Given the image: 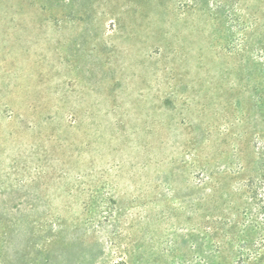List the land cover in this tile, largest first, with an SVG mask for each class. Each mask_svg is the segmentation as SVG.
Returning <instances> with one entry per match:
<instances>
[{
  "label": "rangeland",
  "instance_id": "obj_1",
  "mask_svg": "<svg viewBox=\"0 0 264 264\" xmlns=\"http://www.w3.org/2000/svg\"><path fill=\"white\" fill-rule=\"evenodd\" d=\"M263 182L264 0H0V264H263Z\"/></svg>",
  "mask_w": 264,
  "mask_h": 264
},
{
  "label": "trees",
  "instance_id": "obj_2",
  "mask_svg": "<svg viewBox=\"0 0 264 264\" xmlns=\"http://www.w3.org/2000/svg\"><path fill=\"white\" fill-rule=\"evenodd\" d=\"M260 187H263L264 188V182H263V184H261V186ZM264 201V200H263ZM264 248V247H263ZM263 256H264V254H263ZM262 259V257H260L259 258V261ZM262 261V260H261ZM263 264H264V261H263Z\"/></svg>",
  "mask_w": 264,
  "mask_h": 264
}]
</instances>
